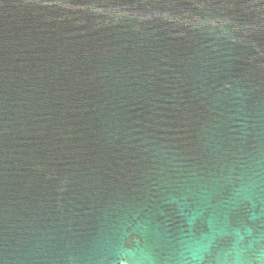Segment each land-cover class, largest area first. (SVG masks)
I'll use <instances>...</instances> for the list:
<instances>
[{"label":"water","instance_id":"95a60500","mask_svg":"<svg viewBox=\"0 0 264 264\" xmlns=\"http://www.w3.org/2000/svg\"><path fill=\"white\" fill-rule=\"evenodd\" d=\"M0 264H264V0H0Z\"/></svg>","mask_w":264,"mask_h":264}]
</instances>
